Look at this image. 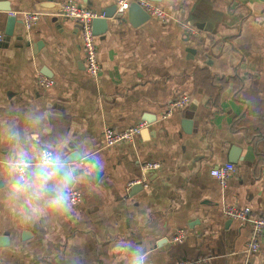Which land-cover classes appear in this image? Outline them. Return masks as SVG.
I'll list each match as a JSON object with an SVG mask.
<instances>
[{"label":"crops","instance_id":"1","mask_svg":"<svg viewBox=\"0 0 264 264\" xmlns=\"http://www.w3.org/2000/svg\"><path fill=\"white\" fill-rule=\"evenodd\" d=\"M68 1L113 8L95 35L96 76L79 23L59 14ZM152 2L167 16L134 25L117 0H0V160L19 146L11 133L35 134L99 171L70 178L80 204L31 219L0 176V264H131L137 246L145 264H264V233L248 251L250 222L222 213L233 204L264 216V0ZM24 11L39 13L30 28ZM40 74L53 85L40 86ZM184 94L189 103L163 116ZM140 121L131 142L103 146L105 127ZM224 162L235 172L223 188L210 170ZM134 179L147 186H128Z\"/></svg>","mask_w":264,"mask_h":264},{"label":"built area","instance_id":"2","mask_svg":"<svg viewBox=\"0 0 264 264\" xmlns=\"http://www.w3.org/2000/svg\"><path fill=\"white\" fill-rule=\"evenodd\" d=\"M127 2L137 3L142 9L146 11L149 17H155L158 19H164L167 16V12L160 7L155 2L151 0H117V4L119 9L122 11L126 8ZM61 16L65 18H70L77 21L80 25L81 29V40L83 46V58L84 64L87 72L96 76L98 71L100 70V63L97 56V47L95 42V35L92 31V21L95 18L104 17L103 10L98 12L89 7L77 6L72 1H68L60 7ZM10 15H16V13L10 12ZM21 20L25 27L30 28L34 25L39 17V13L36 11H24L20 13ZM2 35L0 34V39ZM37 82L42 87H50L53 85V79L40 74L38 75ZM190 101L189 95H182L177 98H174L169 102L166 107V110L163 116L170 115L175 110L183 108ZM147 126L145 121H140L126 129L118 130L112 127H105L102 133V144L104 147H109L119 143H128L131 142L133 137ZM79 170H82L84 173H90V169H88L87 165L84 166L83 162H79L76 164ZM145 168L159 167V163H147L144 165ZM235 166L231 162H224L220 165L212 168L210 170L211 175L217 179L218 183L221 187H225L228 179L234 174ZM143 185L147 186V183L144 180L134 179L128 182V186L133 185ZM71 191L69 193V202L72 205H78L83 201V197L81 192L78 189L70 188ZM222 213L227 218L239 221L240 223L250 222L251 225V234L249 240L247 242V250L248 251H257L259 248V240L260 237L264 233V216L263 217H255L250 214V209L246 206H238V205H224L222 207ZM185 237L184 229H178L173 236L172 240L176 242H180ZM203 259L198 260H181L176 264H201Z\"/></svg>","mask_w":264,"mask_h":264},{"label":"clouds","instance_id":"3","mask_svg":"<svg viewBox=\"0 0 264 264\" xmlns=\"http://www.w3.org/2000/svg\"><path fill=\"white\" fill-rule=\"evenodd\" d=\"M10 138L19 146L7 159L0 160V176L7 178L10 196L25 201V218H39L48 211L66 209L73 181L69 179L61 151L41 146L35 134L22 139L13 132ZM145 260L141 247L131 251V264H145Z\"/></svg>","mask_w":264,"mask_h":264},{"label":"water","instance_id":"4","mask_svg":"<svg viewBox=\"0 0 264 264\" xmlns=\"http://www.w3.org/2000/svg\"><path fill=\"white\" fill-rule=\"evenodd\" d=\"M152 1H159V0H152ZM126 7H127V13H128L129 21L131 23H133L134 25H136V24L138 25V24L144 22L145 20L149 19V15L137 3L127 2ZM112 10H113V8H111V7H109L108 9H103L104 17L93 19L92 31H93L94 35H99L106 30L107 18L112 15V13H113V12H111ZM122 14H123V12H119V16H121ZM15 20H16L15 16H9L7 18V29L5 31L6 35L11 34L12 28H13V23L15 22ZM64 159H65V162L67 165L66 171H68L69 179H70L72 176H75L78 174L79 170H78V166H76V164L81 161V156L78 153L73 152V153L67 155ZM70 164H74L73 165L74 167H70L71 166ZM149 171H151V170H147V173H150ZM90 175L94 179L99 175V171L93 170L90 173ZM70 181H71V179H70ZM139 187H141V185H139Z\"/></svg>","mask_w":264,"mask_h":264}]
</instances>
